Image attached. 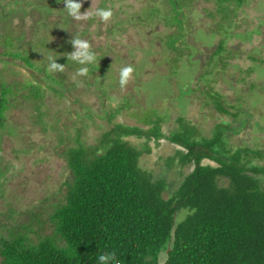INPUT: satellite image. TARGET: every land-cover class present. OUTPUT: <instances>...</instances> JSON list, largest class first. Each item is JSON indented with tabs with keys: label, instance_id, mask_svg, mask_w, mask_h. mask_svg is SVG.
Listing matches in <instances>:
<instances>
[{
	"label": "trees",
	"instance_id": "trees-1",
	"mask_svg": "<svg viewBox=\"0 0 264 264\" xmlns=\"http://www.w3.org/2000/svg\"><path fill=\"white\" fill-rule=\"evenodd\" d=\"M163 1L165 8L147 6L146 21L161 19L166 26L176 28L177 33L168 35L166 45L180 55L185 45L188 48L186 35L191 34L188 29L194 25L188 12L194 9L206 12V16H220L217 28L227 39L232 36L245 39L260 32H246V36L234 32L239 9L248 5V0H205L214 3L213 10L199 0ZM4 2L0 0V45L5 50L2 56L20 58L32 67L31 52L13 47L23 39L11 29L12 15L19 8L5 9L17 2L31 5L34 10L46 7L37 1ZM64 21L66 25L68 20ZM207 30L206 36H212L211 28ZM41 36L44 38V34ZM75 36L76 33L69 37L70 43L65 45L71 47ZM179 39L183 40L181 47L176 46ZM226 41H220L208 60L212 62L211 68L220 69L222 74L226 67L237 66L230 60L239 57L240 52L238 47L227 49ZM41 42L39 45H45L44 39ZM51 51L50 48L47 52L48 60L54 58L69 70L79 65L70 56H53ZM250 58L256 61L250 70L258 69L264 75V59ZM0 60L11 63L8 59ZM46 68L39 71L61 86ZM87 68L88 73L100 70L93 63ZM2 72L0 128H5L19 89L13 82L4 80ZM210 75L207 71L199 79ZM256 87L252 85L253 90ZM24 88L27 93L23 97L38 102L37 118L47 119V112L41 110L48 105L44 103V86L35 81ZM47 88L59 93L53 85ZM194 91L191 87L181 88L184 95ZM203 91L221 115L237 119L246 115L241 103L231 104L227 96L211 86ZM232 109L237 112L233 113ZM113 117H109V122ZM167 118L156 112L150 118L145 117L148 129L115 124L95 147L84 145L78 133L75 144L64 153L70 175L64 183L63 197L42 209L24 212L29 216L28 221H17L15 229H6L7 236L0 233V264H97L101 254H115L113 264H264V148L235 147L228 134L232 126L224 122L216 125L211 137H205L192 122L178 117L179 126L166 135L163 122ZM260 130L264 133V128ZM130 137L144 142L138 148L126 140ZM160 139H168L180 147L176 166L179 171L174 169L175 158L167 160L168 171L175 170L177 177L156 174L141 165L143 155L150 152L149 143L157 144ZM188 166L193 170L186 173ZM0 227L4 229L1 223Z\"/></svg>",
	"mask_w": 264,
	"mask_h": 264
},
{
	"label": "rangeland",
	"instance_id": "rangeland-1",
	"mask_svg": "<svg viewBox=\"0 0 264 264\" xmlns=\"http://www.w3.org/2000/svg\"><path fill=\"white\" fill-rule=\"evenodd\" d=\"M5 1L3 4L21 0ZM22 1H37L46 8L34 10L31 5L17 2L5 9L19 8V12L12 15L11 29L23 39L13 47L31 52L34 66L27 65L20 58L3 57L5 50L0 45V59L11 62L4 64L0 60L2 77L19 89L15 107L8 112L7 126L0 128V223L4 226L0 233L4 236L8 235V229L16 228L17 221H28L29 216L24 212L42 209L63 197L64 183L70 175L64 153L67 147L75 144L78 133L84 145L95 147L115 124L148 129L145 117L150 118L156 112L168 116L163 122L166 135L179 126L178 117L192 122L205 137H211L216 125L224 122L232 126L228 134H231L235 147L264 148V133L260 130L264 128V75L258 69L250 70L256 63L250 56L264 59V24L261 23L264 21V0H248V5L239 9L234 32L246 36V32L260 31L245 39L234 36L227 39L223 31H218L216 22L220 16H206V12H197V9L189 11L194 25L188 29L191 31L186 35L188 48L185 45L182 55L166 45L168 35L177 33L176 28L166 26L161 19L154 18L152 23L146 21L145 9L165 8L167 5L163 0H78L82 4V13L88 11V18L81 20H75L63 11L65 4L62 0ZM199 3L211 10L215 6L205 0H199ZM99 8L113 11L108 22L95 16ZM46 17L47 21L44 20ZM64 19L68 20L66 25ZM199 28L201 30L196 32ZM208 28L213 32L210 37L206 36ZM75 33V37L88 42L95 54L93 64L101 71L97 69L79 75L78 69L87 67V64L76 65L73 70L64 68L62 72H48L54 80L62 83L61 86L54 84L39 69L47 67L50 48L53 56H70L74 46L65 44L70 43L69 37ZM42 39L45 45H39ZM223 39L227 40V49H240L239 57L230 60L237 66L226 67L224 74L220 69L214 71L212 62L208 63ZM182 41L179 39L176 46H183ZM123 66H132L134 71L128 84L121 88L119 70ZM207 71L211 75L200 80L199 77ZM35 81L45 88L44 103L48 105L41 110L47 112L48 118L44 121L37 118L35 106L38 102L23 97L27 93L24 85ZM47 85H53L61 94L52 92ZM252 85H257L255 90ZM210 86L227 96L231 104L238 106L241 103L240 108L246 111V115L238 119L221 115L205 97L203 90H209ZM189 87L195 91L184 95L181 88L186 90ZM231 111L237 112L236 109ZM112 115L114 117L109 122ZM126 140L138 148L144 142L134 137ZM149 146L150 152L141 159L142 167L170 178L179 176L176 166L180 147L168 139H160L157 144L151 141ZM169 158H175L176 171H168ZM192 170L193 167H189L184 171L189 173Z\"/></svg>",
	"mask_w": 264,
	"mask_h": 264
},
{
	"label": "clouds",
	"instance_id": "clouds-1",
	"mask_svg": "<svg viewBox=\"0 0 264 264\" xmlns=\"http://www.w3.org/2000/svg\"><path fill=\"white\" fill-rule=\"evenodd\" d=\"M65 8L63 11L67 15L75 20L87 19L88 11L82 13V4L78 0H63ZM92 7V6H91ZM95 16L103 22H108L113 16V11L108 8H99L95 12ZM74 46V52L70 54V59L79 65L91 64L95 61V54L90 50V46L87 41L74 38L72 40ZM65 66L57 63V60L54 58H49V63L46 70L49 73L62 72ZM132 66H123L119 70V84L121 88H124L133 75ZM88 72L87 67H80L78 69L79 75H85ZM115 261V254H101L98 257L97 264H113Z\"/></svg>",
	"mask_w": 264,
	"mask_h": 264
}]
</instances>
